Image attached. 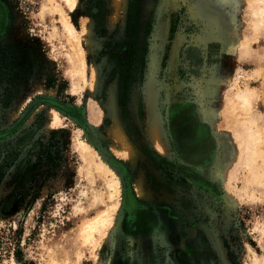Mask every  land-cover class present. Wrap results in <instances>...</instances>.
<instances>
[{
    "label": "rangeland",
    "instance_id": "obj_1",
    "mask_svg": "<svg viewBox=\"0 0 264 264\" xmlns=\"http://www.w3.org/2000/svg\"><path fill=\"white\" fill-rule=\"evenodd\" d=\"M1 1L7 28L0 35V264L264 260V185L246 168L230 175L239 143L223 98L255 90L253 112L264 129V25L255 27V0H127L125 11L122 0H102L105 34L96 31L91 0H77L74 11L61 0ZM57 5L79 32L90 25L80 41L86 82ZM127 28H140L138 39H127ZM132 53L143 62L132 63L137 75L122 105L118 62L127 66ZM114 92L136 149L131 160L112 152ZM53 111L61 125L49 129ZM151 117L166 155L156 148ZM78 138L118 174L121 200L110 199V176L84 160ZM129 190V202L138 204L130 210ZM118 200L108 237L88 244L84 225Z\"/></svg>",
    "mask_w": 264,
    "mask_h": 264
},
{
    "label": "bare ground",
    "instance_id": "obj_2",
    "mask_svg": "<svg viewBox=\"0 0 264 264\" xmlns=\"http://www.w3.org/2000/svg\"><path fill=\"white\" fill-rule=\"evenodd\" d=\"M61 1L64 2V4L67 6V8L70 11H74L75 8L77 7V0H61ZM255 1H256L255 4L257 5L256 8L250 7V9L252 10V16L254 17L253 20L255 22V27L260 28L261 26L263 27L264 25V0H255ZM120 7L122 11H125L127 7V0H122ZM54 13L57 16H59V22L65 31L68 41L71 43V45L75 50L77 56V62L79 63L78 67H76L77 69L76 72L86 82L85 80L86 63L84 59V52L80 47V41L82 36L83 37L90 36L91 33L90 25L86 24L83 30L81 29L82 32H79L71 23L70 18L67 15L63 6L57 5V7L54 9ZM43 14L44 12L41 15L44 16ZM88 40H89L88 44H91V40L90 39ZM242 47L248 48L249 43L242 44ZM98 77H99V71L97 68H94L93 87L95 89L98 85ZM256 97H257L256 91L248 90V89L247 90L238 89V91L234 93L232 96H223L226 102V106L228 105L230 109V113L227 114V116L232 118V122L235 127L234 136L236 137L237 142L239 143L236 149V157H235L236 164L231 168H229V172L230 175L234 176L235 174L237 175V173H239L241 169L246 168L249 175L251 176L250 178L252 182H256L258 185H264V129L261 128V126L259 125V119L256 117V115L258 114H256V112L255 113L253 112V104L255 102ZM151 99L149 100V105L152 110L153 103ZM109 104H110L109 107L110 114L114 121V126L110 129V134L115 138L118 144V147H113L112 152L118 155H122L128 160H131V158L136 152V149L134 148L132 142L124 132L123 125L119 119L117 106H116L115 92L112 94ZM59 115H60L59 113L53 111V113L50 116L51 120L47 123V127L49 129H53L61 125V118ZM151 118L152 119L150 122L152 123L150 124V127L152 129V134L154 136V139L157 142L156 148L158 149V151L166 155V151L164 147L161 145V139L164 138V134H162V131L157 125L156 117H151ZM77 142H78L77 146L81 151L84 160L86 159L89 160L90 167L91 168L95 167L99 172H102L103 174H107L110 176V180L108 182V188L110 190V199L112 201L115 198L120 199L122 184L120 182L121 180L118 174L113 169L108 167L107 163L105 162L101 154L93 148L91 143H89L84 138H78ZM139 194L140 196H142L143 194L142 191L139 190ZM242 195H243L242 192L237 189L236 197L242 198L243 197ZM229 196L232 197V194L229 193ZM120 200H118L117 205L98 214L94 219L90 220L86 225H84L85 227L84 229H82L83 235L85 241H87L88 244L90 243L94 247H97L99 245V242L97 241L96 236H98L100 239L108 237L110 229L113 228L114 226L116 220L115 218H117L116 215L118 214L117 212L119 210ZM261 263L264 264V260L262 261H258V259L256 260V264H261Z\"/></svg>",
    "mask_w": 264,
    "mask_h": 264
},
{
    "label": "trees",
    "instance_id": "obj_3",
    "mask_svg": "<svg viewBox=\"0 0 264 264\" xmlns=\"http://www.w3.org/2000/svg\"><path fill=\"white\" fill-rule=\"evenodd\" d=\"M102 0H91L90 5L92 9H96V13L92 14L95 22H96V31L98 32V34H105V30L103 27L107 12L104 8V6L102 5ZM132 17V16H131ZM131 23V21H130ZM139 32V28H127V37L128 39H136L137 35ZM135 48V46L133 47ZM134 53V52H133ZM131 55V59L129 60V64L127 66H124L122 71H121V83H120V101L122 102V105H124V102L126 100H128L130 91H131V82L134 81L135 78V73H136V68L134 66H132V63L137 64L139 62V64H141L143 62V60L140 58V56H137L136 53ZM31 58V55H29L27 53V60ZM33 58V56H32ZM35 60L32 59V62L29 61V63H27V61H24V64H27V68L31 67L33 68V66L35 65ZM120 65L121 62H118Z\"/></svg>",
    "mask_w": 264,
    "mask_h": 264
},
{
    "label": "flooded vegetation",
    "instance_id": "obj_4",
    "mask_svg": "<svg viewBox=\"0 0 264 264\" xmlns=\"http://www.w3.org/2000/svg\"><path fill=\"white\" fill-rule=\"evenodd\" d=\"M6 28H7V11H6L5 5L0 0V35L3 34L6 31ZM139 34H140V28H139V32H138V35H137V38L136 39H138ZM127 39H128V37H127ZM118 65L121 67V71H122L124 65H120L119 63H118ZM121 71L119 73V75H120V81H121ZM136 75H137V73H135L134 80L136 79ZM134 82L135 81L131 82V84H130L131 85L130 86L131 87V90H132V86H133ZM119 92H120V89H119ZM130 95H131V91H130L129 97H130ZM129 97H128V100H129ZM130 194H133V192L131 190L128 191L127 196H126V208L129 209V210H130V208H136V206L138 205L137 204V200H136V204H133L132 203L133 201L131 200V198H130V202L132 203V205L130 204V202H129V195Z\"/></svg>",
    "mask_w": 264,
    "mask_h": 264
}]
</instances>
